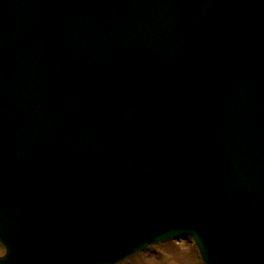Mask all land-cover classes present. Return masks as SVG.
Listing matches in <instances>:
<instances>
[{
  "label": "water",
  "instance_id": "1",
  "mask_svg": "<svg viewBox=\"0 0 264 264\" xmlns=\"http://www.w3.org/2000/svg\"><path fill=\"white\" fill-rule=\"evenodd\" d=\"M187 238L264 264V0H0V264Z\"/></svg>",
  "mask_w": 264,
  "mask_h": 264
},
{
  "label": "rangeland",
  "instance_id": "2",
  "mask_svg": "<svg viewBox=\"0 0 264 264\" xmlns=\"http://www.w3.org/2000/svg\"><path fill=\"white\" fill-rule=\"evenodd\" d=\"M4 250L0 246V255ZM120 264H204L193 242L168 241L129 257Z\"/></svg>",
  "mask_w": 264,
  "mask_h": 264
}]
</instances>
